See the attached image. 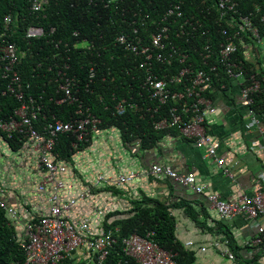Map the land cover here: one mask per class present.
I'll return each instance as SVG.
<instances>
[{"label": "built area", "instance_id": "2783aa9c", "mask_svg": "<svg viewBox=\"0 0 264 264\" xmlns=\"http://www.w3.org/2000/svg\"><path fill=\"white\" fill-rule=\"evenodd\" d=\"M88 1L93 5H97L98 1L105 2ZM212 2L219 13L214 23L218 25V33L224 37L222 41L215 40V34L203 21L211 19L210 8L202 19L195 15L187 16L182 1L171 4L163 12L157 11L155 15L131 8L129 14L133 17L127 14L123 18L127 24L126 30L117 37L116 44L136 57L144 75L134 77L129 86L132 90H135V85L138 86L139 98L122 99L115 110L118 116L125 115L127 110L141 112L140 117L148 118L156 131L178 130L184 139L204 149L206 159H213L231 176V170L221 153L220 142L210 137V120L218 111L210 93L216 88L223 98H226L225 92L235 93L238 105L248 109L251 127L263 133L264 124L253 109L254 95L261 91L262 80L258 73L248 71L245 57L241 58L238 52L240 46L244 51L250 43L264 42L259 27V23H264V15L259 17L258 23L254 20L253 12L245 15L241 11L238 0ZM48 3L49 0H31L30 11L40 13ZM109 3L105 2L104 7H108ZM256 13L260 14L261 10L258 9ZM223 22L228 27H223ZM15 26L11 14L6 15L0 23V78L6 80L3 94L16 98L20 106L9 118L0 116V134L9 139L16 137L20 142L25 141L32 146L37 154V168L44 174L39 189L44 191L52 185L53 193L49 197L52 203L49 214L26 224L24 261L12 264H60L82 251L90 264H106L119 241L117 234L120 229H102L95 236L91 218L86 217L78 225L70 222L68 213L79 200L88 199L92 189L68 202H62L60 192L65 189V183L58 175L67 173V164L59 161L56 153L57 143L63 135L73 136V146L77 148L79 144L91 145L106 131L101 119L93 114L80 95L82 85L73 71L68 44L62 42L54 45L51 56L53 66L47 69L52 76L57 73V79L52 77L50 81L54 83L56 91L49 98V103L54 106L73 105L76 110L68 121L59 120L55 115L49 119L45 106L39 103L43 99L42 94L33 95L32 84L23 76V61L32 49L26 45L22 47L12 39L15 33H19L23 41L45 37L47 44H54L56 42L52 36L55 29L46 30L39 24L30 25L26 30ZM95 76L96 70L91 67V81ZM150 172L157 178L169 177L197 193L209 191L207 187L196 185L197 179L193 173H178L172 167L159 164L152 165ZM261 174L259 187L251 196L244 195L234 202L222 199L218 193L212 192L208 196L209 207L226 221L243 217L254 222L259 231V241L264 239V226L257 222L264 220V150ZM136 176V172L118 178L100 174L96 185L121 187ZM3 192L4 187L0 185V207L8 212L13 222L18 219V211L2 199ZM152 236V233H148L146 236L133 234L122 238L123 252L138 264H176L175 255L163 249ZM192 246L193 242L186 245L187 248ZM210 246L221 249L224 256L235 259V255L222 247L221 242ZM201 251H206V247H202Z\"/></svg>", "mask_w": 264, "mask_h": 264}, {"label": "crops", "instance_id": "0c3cea01", "mask_svg": "<svg viewBox=\"0 0 264 264\" xmlns=\"http://www.w3.org/2000/svg\"><path fill=\"white\" fill-rule=\"evenodd\" d=\"M256 43H250L243 55L257 72H264V50ZM218 98V111L210 120L209 133L212 139L220 142L221 153L231 170V176L213 159H206L204 149L196 147L177 132L176 136H164L153 150L140 153L143 150L138 146L136 149L128 147L129 150L123 146L121 131L115 127L107 130L110 134H107L106 139L103 134L94 145L86 148L95 147L93 153H77L70 162H65L67 173L58 175L65 183V189L60 192L62 202H68L84 191L93 189L88 199L79 200L68 213L70 222L78 225L86 217L91 218L93 235L97 236L102 232V220L109 212L125 213L131 210V202L140 201L146 195L168 203L169 208L172 206L169 212L176 220L177 240L195 253L199 264H264V239L258 240L259 231L255 223L243 217L226 221L209 207L208 196L212 192L229 202L237 201L244 195H253L262 175L264 130L262 134L254 131L250 121H246L243 108L237 106L236 109L222 96ZM112 141H115V145L119 141V149L113 150ZM104 149H111L109 152L113 153L107 155L106 163L92 161ZM10 158L14 159L16 167ZM154 163L182 173H193L197 185L207 187L209 191L197 193L191 187L182 186L167 177H153L149 169ZM3 171L5 178L0 176V185L4 187L2 199L18 211V219L13 220L12 225L18 239L24 241L26 224L49 214L52 207L49 197L53 187L49 185L44 191L39 189L44 174L37 168L36 152L25 141L15 151L0 136V175ZM132 172H136V178L117 188L115 195L97 192L102 189L95 185L98 174L118 178ZM257 222L264 226L263 219ZM189 242H193L194 246L187 248ZM215 242H221L222 247L235 255V259L224 256L221 249L210 246ZM202 247H206V251H201ZM224 259L229 260V263H224Z\"/></svg>", "mask_w": 264, "mask_h": 264}, {"label": "trees", "instance_id": "16d2710c", "mask_svg": "<svg viewBox=\"0 0 264 264\" xmlns=\"http://www.w3.org/2000/svg\"><path fill=\"white\" fill-rule=\"evenodd\" d=\"M30 0H0V21L9 14L13 13L20 20V30H25L32 24L34 17H30L28 13V5ZM182 1L183 10L187 16L195 15L201 18L207 14L206 10L210 8L211 19H203L207 28L215 34V40L222 41L223 35L218 33V25L214 20L218 18V11L212 0H110L108 7L103 8L102 3L95 6L87 0H59L53 1L47 7V19L40 20L45 28L56 26L58 28L57 37L70 40L73 43L76 39L72 37L74 32H79V39H87L93 43L97 49H101V57L94 54H83L80 50L73 49L71 52L73 65L81 85H87L88 69L91 63L97 65V77L95 82L89 84L86 90L82 87L81 96L84 102L102 121V127L105 130L118 128L121 131L122 144L126 149H136L137 146L141 152L153 150L164 136H176L177 130L156 131L148 118H141V112L136 110H127L123 116L116 115L115 107L122 99L137 100L138 86L135 85V90L131 91L130 84L132 79L137 76L144 75V71L139 69V64H136V57L128 54L120 45L116 44L118 35L125 31L126 25L123 24L122 18L129 14L131 8L134 10H142L145 13L155 15L168 8L171 4ZM241 11L247 15L252 12L254 20L259 23V17L264 15V0H238ZM261 10L260 14L256 12ZM154 11V12H153ZM22 13V15H21ZM151 25V24H147ZM223 27H228L226 22H223ZM261 35L264 37V23H259ZM127 32L129 30L127 29ZM12 41H16L22 47L31 48L32 52L23 61V76L26 81H29L36 92L35 95L42 94L43 99L39 100L43 104L49 115H55L57 119L68 121L74 115L76 106L63 105L54 106L49 103V98L55 93L56 88L54 83L50 82L52 77L57 76L54 73L47 72L50 66H53L51 56L54 54V45L47 44L46 38H41L23 41L19 33H15ZM105 48V49H104ZM243 48L240 46L238 54L243 57ZM49 57V58H48ZM40 65V66H39ZM245 65L250 73H258L259 79L262 80V89L254 95V106L256 113L262 117L264 124V72L258 71L252 66L249 61H245ZM55 71V70H54ZM218 84V81H215ZM6 81L0 78V116L8 118L13 115L19 108V101L10 96L3 94ZM43 91V93H42ZM211 98L216 102L220 93L218 89H213L210 93ZM229 102L235 105V93L225 92ZM5 138L13 150H19L22 142L18 138ZM75 138L71 135H63L60 137L56 153L59 155V161L70 162L72 157L77 153L86 150L90 143L83 146H73ZM133 147V148H132ZM153 147V148H152ZM129 150V149H128ZM139 153L138 151H134ZM155 164V163H154ZM175 170V169H173ZM178 173H181L175 170ZM155 177L153 174H151ZM120 188L116 185H106L98 193H110L115 195ZM132 208L125 213L115 211L108 213L107 217L102 220V229H115L118 227L120 232L117 234L119 241L115 248L111 251L106 264H138L134 258L128 257L123 252L122 238L133 234L146 236L152 233L153 240L158 243L163 249L175 255L176 264H199L194 252L187 250L176 237V220L170 215L168 203L143 195V198L137 202H131ZM192 208L193 206L189 204ZM195 207V206H194ZM122 215V217H115ZM115 218H117L115 220ZM24 241L18 239L16 230L12 225L11 218L8 212L0 207V264H12L14 262H23L25 259ZM60 264H90L89 258L84 252H80L73 257L66 258Z\"/></svg>", "mask_w": 264, "mask_h": 264}, {"label": "clouds", "instance_id": "9594fccd", "mask_svg": "<svg viewBox=\"0 0 264 264\" xmlns=\"http://www.w3.org/2000/svg\"><path fill=\"white\" fill-rule=\"evenodd\" d=\"M53 1H59V0H49V3H48V5H44V9L40 12V13H37V14H33L31 11H30V6H31V0L29 1V5H28V13H29V15H30V17H34V20H32V24H30V25H34V24H39L40 26H42L44 29H46L47 30V28H45L44 26H43V24L40 22V20H45V19H47V16H46V11H47V7L48 6H50V4L53 2ZM88 1V0H87ZM99 2L100 3H102V5L101 6H103V8H105L104 7V5H105V2H110V0H105V2H102V1H98V4L97 5H95V6H98V5H100L99 4ZM90 3V2H89ZM93 5V4H92ZM166 9V8H165ZM163 12V11H162ZM9 14H11L12 16H13V18L15 19V27H18L19 29H20V21H27L26 19H23V20H20L17 16H15L13 13H9ZM9 14H7V15H9ZM21 15H22V13H21ZM6 16V15H5ZM4 16V17H5ZM4 17L1 19V21H0V23L4 20ZM122 21H123V18H122ZM123 24L124 25H127L124 21H123ZM29 25V26H30ZM26 28L27 27H25L24 29L26 30ZM125 29H126V27H124ZM51 29H55V32H54V34H53V36H52V38H53V40L56 42V43H54V44H52V45H55V44H58V43H60V42H62L61 44H68V55L70 56V58H71V61H72V65H73V58H72V55H71V52H72V50L73 49H78V50H80V53H83V54H85V55H87V54H94L95 52L97 53V56L98 57H101V49H97L96 50V47H95V45L93 44V43H90L87 39H79V37H80V34H79V32H74L73 34H72V37L74 38V39H76L73 43H71V41L70 40H67V41H65L64 39H61V38H58L57 37V34H58V28L56 27V26H51L50 28H48V30H51ZM123 32V31H122ZM121 32V33H122ZM120 33V34H121ZM119 34V35H120ZM118 35V36H119ZM42 38H45V37H42ZM47 39V38H46ZM37 41H40L41 40V38L40 39H36ZM47 43H48V41H47ZM105 49V48H104ZM124 49V48H123ZM131 55V54H130ZM131 56H133V55H131ZM243 58H244V55H243ZM245 61L247 62V60L245 59ZM139 64V62H138V60L136 61V64ZM40 66V65H39ZM91 67H94L95 68V70H96V76H95V78L91 81V79H90V69H91ZM73 71H74V73H75V75H76V77H77V79H78V81H79V83H80V79L78 78V76H77V73H76V70H75V66L73 65ZM97 72H98V69H97V65L93 62V63H91V65H90V68L88 69V80H89V83L85 86V85H82V87L83 86H85V90L87 89V87H89V84H92L93 82H95V79H96V77H97ZM6 81V80H5ZM33 87V86H32ZM84 88V87H83ZM33 89V88H32ZM131 89V88H130ZM34 92H36L35 91V89L33 90ZM131 91H134V90H132L131 89ZM34 92H33V95H35L34 94ZM139 97H138V92H137V99H138ZM225 100H227V101H229L228 100V98H225ZM217 103V102H216ZM233 106H235L236 107V109H237V106H239V107H241L240 105H238V101L235 99V105H233ZM241 108H243L244 110H245V118H246V121H249V119H248V109H246V108H244V107H241ZM254 109V108H253ZM255 110V109H254ZM257 114V113H256ZM257 116L261 119L262 117H260L258 114H257ZM2 117V116H1ZM10 117V116H9ZM8 117V118H9ZM3 118V117H2ZM4 119H7V118H4ZM261 122H262V119H261ZM264 126V125H263ZM112 129H115V128H112ZM254 131H256V129H254V128H252ZM171 130V129H170ZM104 131H106L107 132V130H105L104 129ZM178 131V130H177ZM105 133V132H104ZM103 133V134H104ZM179 133V132H178ZM0 135H2V134H0ZM5 136V135H4ZM9 139V138H8ZM13 139V138H12ZM98 140V139H97ZM96 140V141H97ZM95 141V142H96ZM95 142L94 143H92L91 145H94L95 144ZM192 142V141H191ZM194 143V142H193ZM90 145V146H91ZM83 146H85V145H83ZM152 165H154V164H152ZM152 165H151V167H152ZM160 165V164H159ZM161 166V165H160ZM149 170H151V168L149 169ZM182 173V172H181ZM150 174H151V172H150ZM98 175H100V174H98ZM102 175H104V174H102ZM106 176V175H105ZM98 177V176H97ZM109 177H111V176H109ZM156 177V176H155ZM167 178H169V177H167ZM169 179H171V178H169ZM97 181V180H96ZM174 181V180H173ZM176 182V181H175ZM177 183V182H176ZM178 184H180V183H178ZM95 185H96V183H95ZM180 185H182V184H180ZM196 185H197V180H196ZM97 187H99V188H103L104 186H106V185H103V186H101V185H96ZM183 186V185H182ZM198 186V185H197ZM122 187V186H121ZM185 187H187V186H185ZM92 191H93V189H92Z\"/></svg>", "mask_w": 264, "mask_h": 264}, {"label": "rangeland", "instance_id": "374dc122", "mask_svg": "<svg viewBox=\"0 0 264 264\" xmlns=\"http://www.w3.org/2000/svg\"><path fill=\"white\" fill-rule=\"evenodd\" d=\"M264 42L263 41H259V42H257L256 44H258V46H261V48L264 50V44H263ZM262 44H263V46H262ZM258 48V47H257ZM259 49V48H258ZM107 134H110V131H107V132H105L104 133V137H105V139H106V136H108ZM111 146L114 148L113 150L115 151V148L116 149H119V141H118V145H115V141H112L111 143ZM95 149V147L94 148H92V149H86V150H84L83 152H85V153H90L91 151H92V153H93V150ZM109 151H111V149L110 150H106V149H104L103 151H101V152H98L94 157H93V160L92 161H96L97 163H106L105 162V160L106 159H108V154H110V155H113V153H110ZM82 152V153H83ZM88 157V156H87ZM115 159V158H114ZM11 162H13V164H14V167H16L17 166V164L15 163V161H14V159L13 158H10L9 159ZM1 176V178H5V172L3 171L2 172V174L0 175ZM224 263H229V260H227V259H224Z\"/></svg>", "mask_w": 264, "mask_h": 264}]
</instances>
